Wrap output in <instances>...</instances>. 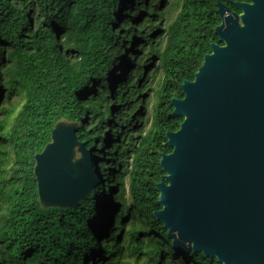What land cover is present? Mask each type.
<instances>
[{
	"label": "trees",
	"instance_id": "16d2710c",
	"mask_svg": "<svg viewBox=\"0 0 264 264\" xmlns=\"http://www.w3.org/2000/svg\"><path fill=\"white\" fill-rule=\"evenodd\" d=\"M0 0V264H221L180 254L154 213L172 99L220 44L217 3ZM74 124L98 185L44 203L36 155Z\"/></svg>",
	"mask_w": 264,
	"mask_h": 264
},
{
	"label": "water",
	"instance_id": "95a60500",
	"mask_svg": "<svg viewBox=\"0 0 264 264\" xmlns=\"http://www.w3.org/2000/svg\"><path fill=\"white\" fill-rule=\"evenodd\" d=\"M217 3L221 24L194 81L172 99L180 129L168 132L157 221L180 254L221 264H264V0ZM79 146L82 160L72 166ZM40 199L74 207L99 182L77 127H57L36 155Z\"/></svg>",
	"mask_w": 264,
	"mask_h": 264
},
{
	"label": "rangeland",
	"instance_id": "374dc122",
	"mask_svg": "<svg viewBox=\"0 0 264 264\" xmlns=\"http://www.w3.org/2000/svg\"><path fill=\"white\" fill-rule=\"evenodd\" d=\"M76 125L74 124H67V123H64V124H60L59 127H63V128H75ZM73 157H72V166L75 168V170L77 171L76 169V164L82 160V154L79 150V146H77L76 148H74L73 150Z\"/></svg>",
	"mask_w": 264,
	"mask_h": 264
},
{
	"label": "flooded vegetation",
	"instance_id": "af4514ba",
	"mask_svg": "<svg viewBox=\"0 0 264 264\" xmlns=\"http://www.w3.org/2000/svg\"><path fill=\"white\" fill-rule=\"evenodd\" d=\"M231 9V8H230ZM232 10V9H231ZM233 11V10H232ZM236 12V11H235ZM237 13H239V14H241V11H239V12H237ZM220 45V44H219ZM223 46V45H222Z\"/></svg>",
	"mask_w": 264,
	"mask_h": 264
}]
</instances>
